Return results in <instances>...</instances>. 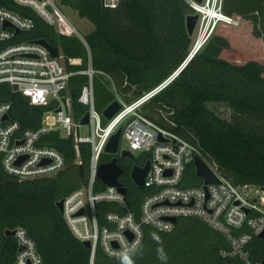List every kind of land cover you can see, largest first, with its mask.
Masks as SVG:
<instances>
[{
  "label": "trees",
  "instance_id": "trees-1",
  "mask_svg": "<svg viewBox=\"0 0 264 264\" xmlns=\"http://www.w3.org/2000/svg\"><path fill=\"white\" fill-rule=\"evenodd\" d=\"M63 2L74 4L79 15L93 23L94 28L85 34L87 44L76 33L60 32L14 0H0V5L35 19V28L20 32L14 40L45 38L64 54L66 67L73 72L65 93L71 96L76 121L88 109L78 97L89 80L83 71L90 60L95 70V107L103 112L117 94L130 103L159 85L175 73L193 48L186 25L192 10L185 0H122L116 7L106 6L102 0ZM224 11L240 17V25L220 21L209 40L141 111L193 142L234 183L264 185V0H224ZM69 58L81 61L70 63ZM99 71L112 79L117 93ZM4 100L12 102L11 115L32 129H39L45 111L54 108L52 104H31L9 83L1 82L0 101ZM209 102L229 103L232 119L221 117ZM160 111L168 112L167 117ZM106 121L102 116V122ZM38 144L57 148L67 166L55 175L18 180L0 161V264H12L15 258L17 246L6 230L17 226L35 240L42 264H90L91 248L73 234L57 201L87 182L91 145L80 142L78 154L73 135H62L57 129L43 133ZM112 158L102 152L100 161ZM148 158L140 153L135 160L118 159L125 168L120 180L128 204L137 212L150 189L137 185L130 171ZM188 171L186 185L199 183L193 163ZM105 188L97 179L94 190ZM96 207L100 223L105 222L106 211L119 210L110 201H100ZM228 245L219 231L195 217L183 216L170 232L146 226L142 244L125 256L127 260L110 258L98 249L95 264H241L237 257L220 255V248ZM248 248L252 258L264 259V235L254 236Z\"/></svg>",
  "mask_w": 264,
  "mask_h": 264
},
{
  "label": "built area",
  "instance_id": "built-area-1",
  "mask_svg": "<svg viewBox=\"0 0 264 264\" xmlns=\"http://www.w3.org/2000/svg\"><path fill=\"white\" fill-rule=\"evenodd\" d=\"M121 1L102 0V3L116 7ZM185 1L191 7V13L198 15L194 28L196 38L193 48L196 50L214 34L220 21L235 25L241 23L240 17L225 13L224 0ZM14 2L32 9L60 32L76 33L87 44L55 0ZM35 26L32 16L0 5V83H9L31 104L54 106L45 111L41 127L32 129L23 127L21 121L11 115V101H0V161L5 171L18 180L51 176L67 165L57 148L38 144L43 133L57 129L62 135H73L78 154L80 142L90 143L91 162L87 182L62 197V213L71 231L81 241L90 242V264H95L98 249L110 258H123L135 252L144 240L146 226L170 232L176 227L178 218L183 216L195 217L224 235L229 245L220 248L222 257H237L241 264H264V259L252 258L248 248L253 237L260 236L264 231V185L234 183L216 164L206 160L193 142L162 127L141 111V106L166 86L176 73L130 103L117 94L116 99L122 106L111 118H106L95 107V70L90 60L88 68L83 71L88 74L89 80L78 97L89 112V123L86 125L90 126L91 132L83 135L80 120L87 111L78 121L74 119L71 96L65 93L73 72L67 69L62 51L59 49V54L54 56L38 40H14L17 34L29 32ZM80 61V58H69L70 63ZM105 77L117 93L112 79L106 74ZM14 85H17L16 89ZM102 116L107 119L106 123L102 122ZM120 127V142L125 138L128 147L122 149L119 145L118 155L122 150H129L134 155L140 151L147 154V160H150L142 185L150 192L141 199L138 212L129 206L126 193L121 192L118 186L106 185L101 191L94 190L99 179L100 156L106 152L105 146L111 135ZM198 155L213 170L218 178L216 182L206 183L204 177L196 173L195 158ZM191 163L195 165L199 183L186 185ZM100 201L115 202L119 206V210L105 212L104 223H100L97 213L96 205ZM9 230H13L14 234L8 233ZM6 234L14 237L17 246L12 264H42L36 242L24 227L9 228ZM1 249L0 228V252Z\"/></svg>",
  "mask_w": 264,
  "mask_h": 264
},
{
  "label": "water",
  "instance_id": "water-1",
  "mask_svg": "<svg viewBox=\"0 0 264 264\" xmlns=\"http://www.w3.org/2000/svg\"><path fill=\"white\" fill-rule=\"evenodd\" d=\"M198 19L197 14H188L186 17V25L187 30L190 35L194 33V28L196 21ZM38 42L44 44L51 52L52 55L57 56L59 54V48L52 45L47 39L41 38ZM196 48H192L187 58L183 61V63L179 66V68L175 71L176 75L185 67L188 61L192 58V56L196 52ZM14 88H17V85H14ZM122 104L118 99H114L103 111V114L106 118H111L120 108ZM7 115L5 116V118ZM80 122L82 124L89 123V112L87 111L83 117L81 118ZM122 135V128L120 127L115 133L111 135L109 138L106 146L105 151L113 155V158L108 161H103L99 164L97 170L98 178L104 182L106 185L109 186H118L119 190L123 193H126V188L123 186L122 181L120 180L121 174L125 172V168L119 163V145L120 139ZM120 157L123 158H131L135 159V156L129 150H122L120 153ZM22 159V158H21ZM195 165H196V173L199 176L204 177L206 183L216 182L218 180L217 176L210 168V166L206 163V161L201 156H196L195 158ZM150 168V160H147L144 165L134 164L131 168L130 175L133 181L142 186L145 182L146 175ZM57 206L62 211L63 208V199L57 201ZM82 212V211H81ZM176 221V218H173ZM8 233L14 234L13 230H9ZM264 235V231L260 233V236ZM84 244L90 247V242L85 241Z\"/></svg>",
  "mask_w": 264,
  "mask_h": 264
},
{
  "label": "rangeland",
  "instance_id": "rangeland-1",
  "mask_svg": "<svg viewBox=\"0 0 264 264\" xmlns=\"http://www.w3.org/2000/svg\"><path fill=\"white\" fill-rule=\"evenodd\" d=\"M59 8L65 12L69 21L75 26L77 31L81 33L82 37L85 38V34L94 28L93 23L87 19L86 17H81L78 13V10L74 6V4H66L63 0H55ZM240 25V24H238ZM196 38V32L192 34L193 46ZM192 46V47H193ZM107 79V78H105ZM207 105L213 109L216 113H218L221 117L226 120H231L233 116V111L229 103L227 102H209ZM163 117H167L168 112L160 111ZM81 133L83 135H89L91 132L90 126L83 124L81 125ZM120 147L122 149H127L128 144L125 138H122L120 142ZM140 151L135 152V155L138 156Z\"/></svg>",
  "mask_w": 264,
  "mask_h": 264
},
{
  "label": "flooded vegetation",
  "instance_id": "flooded-vegetation-1",
  "mask_svg": "<svg viewBox=\"0 0 264 264\" xmlns=\"http://www.w3.org/2000/svg\"><path fill=\"white\" fill-rule=\"evenodd\" d=\"M135 156V159H136V155H134ZM131 159V158H130ZM135 159H132V160H135Z\"/></svg>",
  "mask_w": 264,
  "mask_h": 264
},
{
  "label": "clouds",
  "instance_id": "clouds-1",
  "mask_svg": "<svg viewBox=\"0 0 264 264\" xmlns=\"http://www.w3.org/2000/svg\"><path fill=\"white\" fill-rule=\"evenodd\" d=\"M125 260H127V257H125Z\"/></svg>",
  "mask_w": 264,
  "mask_h": 264
}]
</instances>
